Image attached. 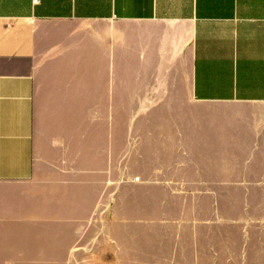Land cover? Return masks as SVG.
I'll list each match as a JSON object with an SVG mask.
<instances>
[{
  "label": "crops",
  "instance_id": "0c3cea01",
  "mask_svg": "<svg viewBox=\"0 0 264 264\" xmlns=\"http://www.w3.org/2000/svg\"><path fill=\"white\" fill-rule=\"evenodd\" d=\"M187 102L264 105V0H0V233H81L130 107Z\"/></svg>",
  "mask_w": 264,
  "mask_h": 264
},
{
  "label": "rangeland",
  "instance_id": "374dc122",
  "mask_svg": "<svg viewBox=\"0 0 264 264\" xmlns=\"http://www.w3.org/2000/svg\"><path fill=\"white\" fill-rule=\"evenodd\" d=\"M128 173L81 233L4 223L0 264H264V105L131 106Z\"/></svg>",
  "mask_w": 264,
  "mask_h": 264
}]
</instances>
